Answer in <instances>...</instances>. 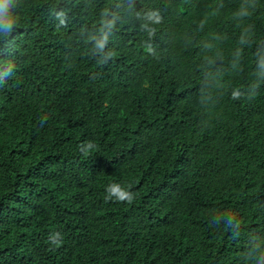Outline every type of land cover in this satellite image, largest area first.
<instances>
[{"label": "trees", "instance_id": "trees-1", "mask_svg": "<svg viewBox=\"0 0 264 264\" xmlns=\"http://www.w3.org/2000/svg\"><path fill=\"white\" fill-rule=\"evenodd\" d=\"M261 134L264 0H0V264H264Z\"/></svg>", "mask_w": 264, "mask_h": 264}, {"label": "clouds", "instance_id": "clouds-1", "mask_svg": "<svg viewBox=\"0 0 264 264\" xmlns=\"http://www.w3.org/2000/svg\"><path fill=\"white\" fill-rule=\"evenodd\" d=\"M247 81H248V79H247ZM246 81V82H247ZM264 143V137L262 136V134L259 136V138H256V139H250V140H248V141H246V142H244V143H247V144H245V146H246V150H249V146L248 145H251V144H255V143ZM248 146V147H247ZM239 182H240V180L239 179H237V177H233L232 178V181H231V188H233V187H235L236 189H238L239 188Z\"/></svg>", "mask_w": 264, "mask_h": 264}]
</instances>
